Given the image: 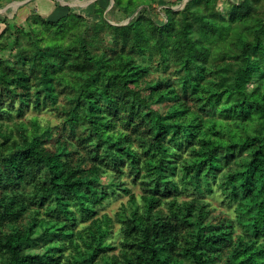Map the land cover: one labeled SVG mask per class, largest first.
Segmentation results:
<instances>
[{"label": "trees", "instance_id": "obj_1", "mask_svg": "<svg viewBox=\"0 0 264 264\" xmlns=\"http://www.w3.org/2000/svg\"><path fill=\"white\" fill-rule=\"evenodd\" d=\"M114 1L129 15L136 10L129 0ZM185 2L184 10L167 7L166 20L159 24L148 7H142L127 24L112 27L115 44L99 53L85 37L90 28L85 24L77 44L41 47L35 40L32 52L18 51L13 60L0 58V115L15 103L18 113L23 105H50L61 115L54 150L44 147L53 137L52 129L36 120L29 131L21 123L15 133L0 131V264H214L222 255V264H264V10L254 14L252 1L241 0L231 3L225 17L214 11L215 0ZM182 10L175 30L173 13ZM98 15L102 17L101 11ZM37 18L53 26L80 16L68 7L57 19ZM145 20L149 31L142 26ZM239 23L244 29L235 30L236 50L229 52L237 84L229 86L222 68L206 64L202 50L205 43L224 39ZM128 52L146 60L158 54L160 65L174 66L175 77H159L151 84L158 101H174L164 111L128 88L145 70L141 64L116 67ZM110 60L113 66L107 68ZM206 74L213 76L206 79ZM57 90L68 105H56ZM187 94L199 99L205 114L231 118L233 126L215 130L214 120L189 113L180 101V95ZM119 110L127 124L143 123L151 130L148 139L140 137V152L104 112ZM157 122L167 129H156ZM74 142L83 149L75 160L70 155ZM146 145L153 149L150 158L145 155L147 162L141 159ZM123 165L142 191L141 211L134 203L128 213L117 214L134 233L125 241L130 251L123 249L121 259H95L110 247L100 236L107 231L101 227L106 217L94 224L98 234L92 232L93 242L84 251L64 256V244L52 242L50 234L55 230L71 236L72 220L45 224L38 208L30 206L76 189H82L91 203H99L118 182L104 185L93 175L102 166L119 173ZM214 183L234 204L233 219L208 217L202 198ZM29 185L38 192L27 194ZM187 187L192 196L179 202L175 195ZM120 189L135 201L129 187ZM162 199L166 212L156 208ZM236 227L239 232L234 235ZM36 246L43 249L36 251Z\"/></svg>", "mask_w": 264, "mask_h": 264}, {"label": "rangeland", "instance_id": "obj_2", "mask_svg": "<svg viewBox=\"0 0 264 264\" xmlns=\"http://www.w3.org/2000/svg\"><path fill=\"white\" fill-rule=\"evenodd\" d=\"M57 3L66 5L70 10L79 15L80 18L72 19L71 21L63 22L58 25H44L41 23V19L37 18V15L42 17L36 9V5L32 3V0H0V58L13 60L18 53L26 52L30 53L36 48L35 43L38 42L39 46H52L57 45L62 48L77 44V36L84 28L85 24L90 25L85 37L88 41L92 42L90 46L96 53L102 50H107L108 46L115 44V35L113 33V26L125 25L129 19L137 13L142 7H148L149 14L159 24L166 20L165 9L170 7L173 10H181L185 6L187 0H129L131 5L136 7V10L131 15L126 13L122 7H118L114 0H55ZM127 0H122L126 2ZM241 0H215L214 11L223 16H227L228 8L232 2H240ZM252 12L254 14L262 15L264 10V0H251ZM60 5V7L62 6ZM203 10V7H201ZM185 9V8H184ZM183 9V10H184ZM175 11L174 14V28H179L180 12ZM101 11L102 17L100 18L98 12ZM37 14V15H36ZM43 18L50 19L51 17ZM194 24L197 23L193 20ZM95 23H98L95 25ZM233 30H228L227 35L221 41L205 43L202 50V57L205 58L206 64L218 65L222 68L224 75V81L229 85L237 84V72L233 57L229 56V52L236 50L234 46L235 30H243V24L239 23ZM196 25V24H195ZM142 26L146 31L151 30L150 25L145 20ZM195 27V26H194ZM226 39V40H225ZM36 40V42H35ZM225 40V41H223ZM149 51H146L148 53ZM158 54H153L149 60L143 59L140 55H134L132 53H124L119 61H117L116 67L120 70H124L129 66L135 64H141L145 70L141 74L137 75L133 79L132 83H129L128 88L135 94L138 99L146 100L153 108L165 110L167 105L171 104L172 100L164 99L158 101L155 96V89L151 86L152 82L159 77L169 76L175 77L176 71L171 64L163 67L158 63ZM113 61L110 60L107 64V68H111ZM212 74H206L205 78H212ZM58 91V90H57ZM180 101L184 102L187 106L189 113L196 112L204 119H211L215 121V130L221 129L226 124L231 127L232 119L223 117L219 113L212 115L205 114L204 111L199 109L200 101L194 95H180ZM147 102V103H148ZM56 105H68L63 92L58 91L56 98ZM15 107H11L8 112L0 115V131H12L15 133L16 126L20 123L25 126L29 131L31 128V121L36 120L39 125H48L53 131V137L44 143L45 149L54 150L56 139H59L60 133V119L61 115L59 111L48 105L42 108H34L32 105H23L21 111L18 113L16 108L18 104H14ZM111 120L115 123V130L120 129L126 133L131 145L139 152L141 150V139H148L151 130L143 123H128L123 111L116 112L104 111ZM208 115V116H206ZM121 119H124L123 121ZM221 126V127H220ZM156 129L165 131L166 125L161 122H157ZM1 139V137H0ZM71 157L75 160L78 154L83 153V149L74 142V146L70 147ZM152 148L147 145L141 152V159L146 158L148 154L149 158L152 153ZM186 152H182L184 155ZM148 159H145L147 162ZM90 162H86L87 166ZM123 170L119 173H115L111 167H103L100 172H97L93 177L99 180L104 185H109L114 181L118 182V185L113 184V192H111L106 198L99 203H91L84 196L82 189H76L72 193L67 194H55L50 196L42 205L32 204L31 209L37 207L39 210V216L45 220V224H51L54 221H60L65 219H71L70 228L73 230L71 236L65 232L53 230L50 234L51 241L63 243V255H73L78 250L84 251L89 243H92V232L95 231L94 224L97 222H104V218H109L107 224H101V227L105 225L107 231L100 235L103 241L108 243L110 247L100 250L95 259L98 260L102 256H111L121 259L122 250L126 249L130 251V246L125 243L126 240H131L134 233L130 231L125 224L119 220L117 214L124 211L128 213L133 208L134 203L138 208V211L142 209V200L140 195L142 191L138 183L131 180V175L128 172L126 166H122ZM120 186H127L130 188V192L134 195L135 201L131 203L129 201V194L123 192ZM27 194L38 192L35 185H29L25 189ZM193 190L187 187L184 191L177 193L176 199L181 202L189 200L192 196ZM170 199V198H167ZM203 201L209 211L208 217L213 220H219L224 217H230L233 219V203H229L223 196L222 191L216 183L212 184V189L203 196ZM166 202L162 199L156 206L163 212L167 211ZM239 229L236 227L235 233H238ZM97 236V232H94ZM73 240V242L70 241ZM36 251H41L43 247L36 246ZM224 255L214 264H222L224 261Z\"/></svg>", "mask_w": 264, "mask_h": 264}, {"label": "crops", "instance_id": "obj_3", "mask_svg": "<svg viewBox=\"0 0 264 264\" xmlns=\"http://www.w3.org/2000/svg\"><path fill=\"white\" fill-rule=\"evenodd\" d=\"M32 3L36 5L37 11L42 17H51L54 20L60 16L65 15L68 12V6L57 3L55 0H32ZM60 5H62L60 7Z\"/></svg>", "mask_w": 264, "mask_h": 264}]
</instances>
